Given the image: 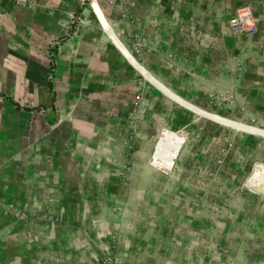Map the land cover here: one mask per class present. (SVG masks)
<instances>
[{
    "label": "crops",
    "instance_id": "0c3cea01",
    "mask_svg": "<svg viewBox=\"0 0 264 264\" xmlns=\"http://www.w3.org/2000/svg\"><path fill=\"white\" fill-rule=\"evenodd\" d=\"M244 4L258 32L234 36L228 20ZM221 100L244 118L264 110V0H0V152L24 161L40 187L43 178L84 182V170L75 176L79 166L90 176L91 168L100 170L97 177L103 168L105 184L124 183L125 137L178 134L169 129L172 115L188 113L181 105L190 103L200 116L234 126L212 112ZM159 146L156 152L164 150ZM141 150L134 156L149 151ZM151 154L147 165L156 170ZM117 201L129 209L127 198ZM153 216L124 219V262L207 264L189 260L204 248V223L196 225L194 247L180 216L178 246L156 241ZM242 228L264 230L256 223ZM261 238L234 241L227 259L209 264H264Z\"/></svg>",
    "mask_w": 264,
    "mask_h": 264
},
{
    "label": "rangeland",
    "instance_id": "374dc122",
    "mask_svg": "<svg viewBox=\"0 0 264 264\" xmlns=\"http://www.w3.org/2000/svg\"><path fill=\"white\" fill-rule=\"evenodd\" d=\"M96 12L113 32L102 12ZM224 100L212 112L234 126L200 116L198 106L190 103L181 105L188 113L172 115L169 129L178 134L167 132L163 141L159 136L125 137L128 163L120 184L103 183V168L97 177L100 170L91 168L90 176V169L79 166L75 176L84 170V182L62 185L43 178L40 187L24 161L0 152V264H131L122 260L118 246L124 240V219L131 222L134 215H154L156 241L178 246L180 216L194 247L201 234L196 225L204 223L199 236L204 248L189 256L194 262H220L234 241L264 239V230L242 228L248 223L264 228V110L256 107L244 118ZM160 143L164 150L156 152ZM145 146L149 151L134 156ZM150 154L156 170L147 165ZM60 187L66 192H55ZM118 196L127 198L128 210L119 206Z\"/></svg>",
    "mask_w": 264,
    "mask_h": 264
},
{
    "label": "built area",
    "instance_id": "2783aa9c",
    "mask_svg": "<svg viewBox=\"0 0 264 264\" xmlns=\"http://www.w3.org/2000/svg\"><path fill=\"white\" fill-rule=\"evenodd\" d=\"M229 28L234 36H253L258 32L259 21L249 5L238 6L228 20ZM136 53L141 50L137 46Z\"/></svg>",
    "mask_w": 264,
    "mask_h": 264
}]
</instances>
